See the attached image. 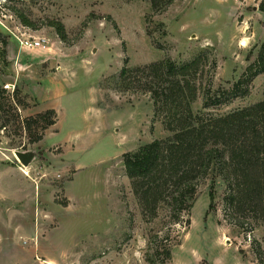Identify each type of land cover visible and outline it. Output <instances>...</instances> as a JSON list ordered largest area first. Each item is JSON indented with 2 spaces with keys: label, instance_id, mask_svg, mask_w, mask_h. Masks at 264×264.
Returning a JSON list of instances; mask_svg holds the SVG:
<instances>
[{
  "label": "rangeland",
  "instance_id": "rangeland-1",
  "mask_svg": "<svg viewBox=\"0 0 264 264\" xmlns=\"http://www.w3.org/2000/svg\"><path fill=\"white\" fill-rule=\"evenodd\" d=\"M259 7L253 0H0V84L21 90L29 104L23 117L58 114L39 143L11 126L0 130V264H264V221L253 231L226 221L225 184L214 175L198 191L190 225L170 226L166 208L143 219L123 155L170 134L154 119L150 96L119 80L126 60L135 68L198 59L194 113L225 115L262 101L264 75L248 96L204 109L207 89H229L256 60L264 44ZM40 39L46 48L21 44ZM16 151L36 157L26 168ZM169 228L158 243L170 245L167 263L149 240Z\"/></svg>",
  "mask_w": 264,
  "mask_h": 264
},
{
  "label": "trees",
  "instance_id": "trees-1",
  "mask_svg": "<svg viewBox=\"0 0 264 264\" xmlns=\"http://www.w3.org/2000/svg\"><path fill=\"white\" fill-rule=\"evenodd\" d=\"M259 10L264 13V0ZM56 31L60 38L65 37L62 24L56 25ZM4 48L2 54L6 55ZM128 63L126 60L120 71V86L133 94H148L154 119L161 120L170 134L123 155L126 176L143 219L155 220L166 208L170 226L190 225L198 191L214 175L225 184L224 219L253 231L264 221V99L225 115L194 113L201 61L177 64L165 58L135 68ZM260 75H264V44L232 87L205 91L204 109L248 96ZM28 107L17 86L11 90L0 84V130L8 131L11 126L15 135L25 133L35 144L57 124L58 114L47 109L23 117L22 111ZM213 196L211 192V199ZM170 228L162 237L157 233L149 240L156 260L163 255L167 263L172 261L170 245L158 243L169 238Z\"/></svg>",
  "mask_w": 264,
  "mask_h": 264
},
{
  "label": "water",
  "instance_id": "water-1",
  "mask_svg": "<svg viewBox=\"0 0 264 264\" xmlns=\"http://www.w3.org/2000/svg\"><path fill=\"white\" fill-rule=\"evenodd\" d=\"M15 155L18 161L21 163L23 167H29V165L33 162L36 155L33 152H19L16 151Z\"/></svg>",
  "mask_w": 264,
  "mask_h": 264
},
{
  "label": "built area",
  "instance_id": "built-area-1",
  "mask_svg": "<svg viewBox=\"0 0 264 264\" xmlns=\"http://www.w3.org/2000/svg\"><path fill=\"white\" fill-rule=\"evenodd\" d=\"M253 1H258V4L260 5L263 0H253ZM22 46L27 47L29 46L30 48H46V41L44 39H40L37 41H21Z\"/></svg>",
  "mask_w": 264,
  "mask_h": 264
},
{
  "label": "crops",
  "instance_id": "crops-1",
  "mask_svg": "<svg viewBox=\"0 0 264 264\" xmlns=\"http://www.w3.org/2000/svg\"><path fill=\"white\" fill-rule=\"evenodd\" d=\"M51 128H52V127H51ZM33 161H34V160H33ZM31 164H32V163H31ZM31 164H30V165H31ZM30 165H29V166H30ZM27 168H28V167H27Z\"/></svg>",
  "mask_w": 264,
  "mask_h": 264
}]
</instances>
